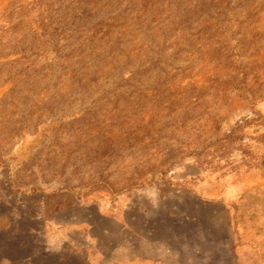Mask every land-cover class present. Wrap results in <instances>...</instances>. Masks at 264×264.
<instances>
[{
	"label": "rangeland",
	"instance_id": "374dc122",
	"mask_svg": "<svg viewBox=\"0 0 264 264\" xmlns=\"http://www.w3.org/2000/svg\"><path fill=\"white\" fill-rule=\"evenodd\" d=\"M5 9L0 264H264V0Z\"/></svg>",
	"mask_w": 264,
	"mask_h": 264
},
{
	"label": "trees",
	"instance_id": "16d2710c",
	"mask_svg": "<svg viewBox=\"0 0 264 264\" xmlns=\"http://www.w3.org/2000/svg\"><path fill=\"white\" fill-rule=\"evenodd\" d=\"M14 3V2H13ZM12 16L13 14L12 13H9L8 14V11L5 9L1 12L0 14V26L1 24L5 23V22H10L11 19H12ZM1 32V35H0V65H4L5 63H8V62H17L19 61V59L23 58L25 56V46H20V47H12L11 49H9L8 51H4V47L2 46V36L5 34V32L3 31H0ZM12 36L14 37H10L12 38L13 40H16L17 39V44H20L21 45V42L20 40H18L19 38V33L16 31V32H12ZM34 34H35V37L37 36V31L35 32L34 31ZM44 33H41V34H38L40 36L41 39H43ZM34 36V35H33ZM36 39V38H35ZM19 41V42H18ZM8 59H11L8 61ZM237 138L233 136V134H229V135H224L222 139H220L218 142H216V144L218 145V149H222V151H225L228 149L229 147V144L233 143V141H236ZM221 156V155H220Z\"/></svg>",
	"mask_w": 264,
	"mask_h": 264
}]
</instances>
